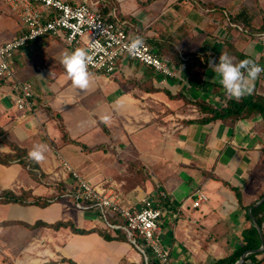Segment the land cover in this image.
<instances>
[{"label":"crops","instance_id":"obj_1","mask_svg":"<svg viewBox=\"0 0 264 264\" xmlns=\"http://www.w3.org/2000/svg\"><path fill=\"white\" fill-rule=\"evenodd\" d=\"M90 2L103 16L114 14V21L126 23L125 30L168 61L175 76L165 77L123 56L111 75L89 70L93 83L82 92L72 87L59 60L62 52L84 46L70 47L44 35L9 61L15 78L29 82L33 95L31 105L20 111L11 85L0 82V128L27 153L35 145L45 147V159L37 163L41 173L52 171L60 158L92 184L113 181L125 205L153 199L164 209L157 238L170 264H208L227 257L249 226L235 212L255 206L264 196V119L251 114L210 120L195 103L220 109L226 100H239L225 93L209 67V61L219 62L220 54L264 68V0L248 6L223 0ZM30 7L42 16L54 14L41 5ZM25 30L17 12L0 0V43ZM251 94L264 97V72ZM5 190L16 195L29 191L39 198L49 192L18 164L0 165V193ZM197 191L208 199L192 208ZM8 221L19 224L1 225ZM59 221L86 233L23 225ZM209 225L229 229L217 236L220 249L201 235L196 238V229ZM102 227L97 215L65 202L46 207L0 204V264L141 263L126 239H103L96 232ZM231 236L240 238L238 246H231Z\"/></svg>","mask_w":264,"mask_h":264},{"label":"built area","instance_id":"obj_2","mask_svg":"<svg viewBox=\"0 0 264 264\" xmlns=\"http://www.w3.org/2000/svg\"><path fill=\"white\" fill-rule=\"evenodd\" d=\"M1 1L17 12L26 29L19 37L0 43V82L11 85L14 104L20 111L31 105L32 86L15 78L9 61L27 43L44 35L58 37L70 47L82 44L91 57L88 70L95 73L113 74L119 58L126 56L165 77L175 76L169 62L159 57L144 40L130 53L126 45L135 37L125 30L126 23L114 21V14L103 16L96 5L87 0L75 3L70 0ZM31 5H41L54 14L42 16ZM56 160L52 171L38 176V182L49 189L50 203L67 201L79 212L97 215L107 231H122L144 264H170L168 252L157 238L164 215L162 207L148 197L125 205L113 181L92 184L66 161ZM207 199L204 193L195 192L192 208H198Z\"/></svg>","mask_w":264,"mask_h":264},{"label":"trees","instance_id":"obj_3","mask_svg":"<svg viewBox=\"0 0 264 264\" xmlns=\"http://www.w3.org/2000/svg\"><path fill=\"white\" fill-rule=\"evenodd\" d=\"M258 65L260 66V64ZM195 106L198 110L208 114L210 116V120H237L249 117L251 114H259L264 119V97H260L256 94H246L237 101L226 100L224 106H222L220 109H217L210 104H205L202 102H196ZM0 135L2 136V138L5 136V132L1 128ZM1 141L2 143H7L6 145H8L14 153H0V164L9 165L11 163H17L27 170L28 174L31 176L32 179L38 181V176L41 171L39 170L37 163L29 158L27 151L24 148H20L10 143L8 140ZM48 199H50V197L39 198L32 196L29 191L21 192V194L19 195H16L13 192L7 190L2 191L0 193V203H15L23 206L33 205L39 207H46L52 204L50 203V201H48ZM259 201L260 203L257 206H254V203L244 209V216L249 222V226L247 228L245 227L241 231V242L238 248L227 257L211 260L208 264H236L239 261L240 257L244 253L248 252L249 253L245 256L244 262L242 264L264 263V250L260 252L257 251L261 246V239L259 237L257 227L261 230L262 235L264 234V196H262L258 200V202ZM8 223H5V225ZM17 224L19 223L17 222ZM23 225L28 228L47 227L53 230L64 228L69 229L75 234L86 233V231L82 229L74 228L70 222L63 221L55 222L53 224L36 222L32 226H28L25 224ZM96 232L101 237H103V239L108 241L113 239H126L125 234L122 231H112V233H116L115 236H112L108 231L103 232L96 230ZM259 255H261L260 258L258 257ZM140 264H144V262L141 261Z\"/></svg>","mask_w":264,"mask_h":264},{"label":"clouds","instance_id":"obj_4","mask_svg":"<svg viewBox=\"0 0 264 264\" xmlns=\"http://www.w3.org/2000/svg\"><path fill=\"white\" fill-rule=\"evenodd\" d=\"M139 37L134 38L129 45H126L130 53H134L136 48L141 44ZM91 57L84 48H77L71 52H62L60 54V64L62 65L65 75L71 81L74 89L87 91L93 81L88 65ZM209 67L218 77V82L224 89L225 93L235 99H240L246 94H251L253 84L259 77L264 68L257 65L250 59L234 62V58L227 53L220 54L219 62L209 61ZM117 108L121 107V100L116 101ZM108 122L109 117H103ZM30 159L40 163L45 159V147L35 145L28 153Z\"/></svg>","mask_w":264,"mask_h":264},{"label":"rangeland","instance_id":"obj_5","mask_svg":"<svg viewBox=\"0 0 264 264\" xmlns=\"http://www.w3.org/2000/svg\"><path fill=\"white\" fill-rule=\"evenodd\" d=\"M223 1H229V4H231L232 2H238V3H241V5H244V6H248L247 4L248 3H253V1H255V0H223ZM246 8V7H245ZM4 138V139H3ZM2 138V136L0 135V144L2 145V146H5V148H7V149H5V151H7L8 150V148H10L8 145H6L5 144V142L4 143H2V141L1 140H6L7 141V135H6V133H5V136ZM3 147H0V153H3V154H6V153H9V152H2V149ZM10 150H11V148H10ZM12 153H14L12 150H11V152H10V154H12ZM15 164H17V163H11V164H9V165H1V166H3L4 168H9V167H11V166H13V165H15ZM19 165V164H18ZM22 167V166H21ZM23 169H25L24 167H22ZM5 170H7V169H5ZM26 170V169H25ZM8 171V170H7ZM27 171V170H26ZM37 181V180H36ZM7 191H10V190H7ZM59 203H67V204H70L69 202H67V201H58ZM58 202H55V203H58ZM0 204H3V205H5V204H15V203H0ZM235 214L239 217V218H243V217H245L244 216V210H243V208L242 209H239V210H237L236 212H235ZM233 217V214H231V216H229L228 217V219H233L232 218ZM235 219V218H234ZM8 222H10V223H8ZM8 222H3L1 225L4 227V226H9V225H15V224H17V222L16 221H8ZM5 223H8V224H6L5 225ZM219 223V222H218ZM218 223H217V225H218ZM23 226V225H22ZM247 226H248V223L246 224V228H247ZM26 228V227H25ZM239 229V228H238ZM96 230H98V231H103V232H107L103 227H102V229L101 228H98V229H96ZM196 230H198L197 232H196V238H198V235H201V238H202V240H206L208 243H209V245H211V246H216L217 248H219L220 249V247L219 246H221L220 244H222V242L220 241L219 242V244H218V241H219V239L220 238H218L217 236H219V234H223L225 231H227V230H229V229H227V227L225 228V227H223V228H221L220 226H211V225H209L208 227H206V228H197ZM235 233H237V230H234V232H233V236L235 235ZM263 236H264V234H263ZM217 237V238H216ZM264 238V237H263ZM230 239H232L233 240V242H232V245L231 246H233V247H236V246H238L239 244H238V242L240 241L241 242V239L240 238H238V239H235V238H232V236L230 237ZM240 239V240H239ZM239 240V241H238ZM263 242H264V239H263ZM217 243V244H216ZM134 249V248H133ZM134 251L135 252H137L135 249H134ZM259 258L261 257V255H259L258 256ZM21 261H23L22 259H20ZM261 264H264V263H261Z\"/></svg>","mask_w":264,"mask_h":264},{"label":"water","instance_id":"obj_6","mask_svg":"<svg viewBox=\"0 0 264 264\" xmlns=\"http://www.w3.org/2000/svg\"><path fill=\"white\" fill-rule=\"evenodd\" d=\"M260 203V202H259ZM259 203H257L255 206H257ZM257 231H258V234H259V237H260V239H261V246H260V248L257 250L258 252H260V251H263L264 250V242H263V235H262V232H261V230L257 227ZM249 253V252H248ZM248 253H244L241 257H240V259H239V261L236 263V264H242L243 262H244V258H245V256L248 254Z\"/></svg>","mask_w":264,"mask_h":264}]
</instances>
